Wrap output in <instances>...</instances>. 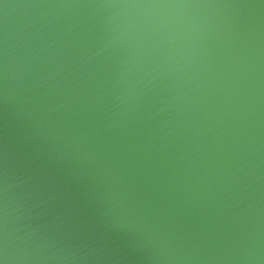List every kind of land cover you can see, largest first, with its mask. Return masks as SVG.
<instances>
[{"label":"clouds","instance_id":"9594fccd","mask_svg":"<svg viewBox=\"0 0 264 264\" xmlns=\"http://www.w3.org/2000/svg\"><path fill=\"white\" fill-rule=\"evenodd\" d=\"M29 6L48 11L23 53L7 32L0 36V264H264V224L246 221L241 207L252 184L242 186L248 173L239 157L204 166L199 146L195 154L177 147L201 135L180 102L203 88L208 55L227 52L236 79L251 69V59L241 61L252 55L259 25L241 18L264 10V0ZM66 14L71 20L58 30ZM117 51L114 78L93 84ZM18 109L51 149L44 164L39 148L16 159L10 130ZM173 149L180 154L169 156ZM188 156L191 168L177 167ZM51 168L68 183L58 184ZM72 188L95 207L106 232L130 241L128 255L87 234L85 219L73 220L63 206Z\"/></svg>","mask_w":264,"mask_h":264},{"label":"water","instance_id":"95a60500","mask_svg":"<svg viewBox=\"0 0 264 264\" xmlns=\"http://www.w3.org/2000/svg\"><path fill=\"white\" fill-rule=\"evenodd\" d=\"M41 2V0H0V36L7 32L10 43L17 45L16 52L22 54L24 41L31 32L39 18L44 14V9L30 7L29 5ZM4 4L10 5L5 9ZM49 15H56L49 12ZM246 26L250 20L258 25L257 33L252 37V55L242 60L247 65L251 59L252 67H244L238 79L234 78L236 69L230 67L231 59H226L227 52H211L206 58V70L202 72L200 80L203 88L192 93L181 104L188 105V115L195 123L196 132L201 133L192 145L183 140L177 147H183L186 153H196V146L205 153L207 159L202 158L200 163L207 166L212 159L231 154L232 159L239 157V167L248 175L243 178L244 184H252L249 189L250 195L245 198L241 207L248 209L249 215L245 217L250 223L260 221L264 224V10H249L241 18ZM71 16L66 14L62 17V23L57 26L58 30L63 24L70 22ZM42 22V21H40ZM244 51H247L245 46ZM121 53L115 52L109 65L106 67L93 84L101 81L107 82L114 78L116 62ZM166 83V82H165ZM161 86H164L163 84ZM106 88L111 84L105 83ZM17 119L10 130V139L16 147V159L22 160L25 154L35 153L39 148L41 155L38 163L44 164L49 160L47 142L36 139V121L29 123L20 114L16 113ZM24 121L21 126V121ZM210 129V130H209ZM32 137V139H29ZM4 143L3 111L0 107V148ZM215 153V155H213ZM173 149L169 156L179 155ZM2 164V162H0ZM192 166V157L188 156L185 161H180L177 167ZM27 168L21 167L18 174L23 175ZM49 174L56 177L61 186L68 180L59 168H51ZM27 187V186H25ZM84 189L81 188L80 191ZM22 193L23 189L18 190ZM251 205L249 208L248 206ZM63 206L73 211V220L83 218L87 221L86 233L93 235L107 244L117 255H128L131 252L130 241L106 232L104 224L98 218L95 207L86 204L75 188L70 189ZM133 264H143L142 261H133Z\"/></svg>","mask_w":264,"mask_h":264}]
</instances>
